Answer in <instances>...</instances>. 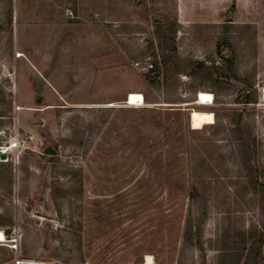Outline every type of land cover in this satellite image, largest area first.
Masks as SVG:
<instances>
[{
	"label": "rangeland",
	"instance_id": "374dc122",
	"mask_svg": "<svg viewBox=\"0 0 264 264\" xmlns=\"http://www.w3.org/2000/svg\"><path fill=\"white\" fill-rule=\"evenodd\" d=\"M263 90L264 0H0V264L246 256L264 231ZM193 110L215 124L193 130Z\"/></svg>",
	"mask_w": 264,
	"mask_h": 264
},
{
	"label": "trees",
	"instance_id": "16d2710c",
	"mask_svg": "<svg viewBox=\"0 0 264 264\" xmlns=\"http://www.w3.org/2000/svg\"><path fill=\"white\" fill-rule=\"evenodd\" d=\"M175 33H176L175 26L173 25L170 27V30H169L170 37L167 39H169L172 42L173 44L172 51L174 52H176L175 43H174ZM164 65L165 66L167 65L166 62ZM155 69L159 70V67L158 66H156V68L154 67L153 71H155ZM154 163H157V165L160 166L159 168H161V170L159 172L162 173L163 171L162 169H164L166 171V177L170 179V177L172 176L171 174L172 164L167 163L165 167H163L162 159H159L158 161H155ZM196 191H197L196 187H193V193ZM263 204H264V200H263ZM188 235H189V232L188 231L185 232V236H188ZM242 244H243V248H242L243 250L245 247L249 246V249H247L248 253L246 256L239 255L238 259L235 260V257L237 256L235 254V255L230 256L229 258L227 257L225 260L223 259L220 264H241L243 261H245L244 264H264V256H263L264 231L256 232L255 235L249 238L245 237L242 241Z\"/></svg>",
	"mask_w": 264,
	"mask_h": 264
},
{
	"label": "bare ground",
	"instance_id": "6f19581e",
	"mask_svg": "<svg viewBox=\"0 0 264 264\" xmlns=\"http://www.w3.org/2000/svg\"><path fill=\"white\" fill-rule=\"evenodd\" d=\"M262 99L264 100V90L262 91ZM197 105L201 107H211L214 104L213 94L200 92L197 96ZM127 105L131 107H142L145 105L144 96L138 93H131L127 98ZM190 124L193 130L199 131L204 127L215 124V115L210 111H199L193 110L190 114ZM13 147L5 148V150H0V155L2 153L7 154L11 151ZM6 242L4 233L0 232V244ZM145 264H154L152 256H147Z\"/></svg>",
	"mask_w": 264,
	"mask_h": 264
},
{
	"label": "built area",
	"instance_id": "2783aa9c",
	"mask_svg": "<svg viewBox=\"0 0 264 264\" xmlns=\"http://www.w3.org/2000/svg\"><path fill=\"white\" fill-rule=\"evenodd\" d=\"M135 67L141 71L147 72V73H153L154 71V64L150 62H146L145 64H142L141 62H137L135 64ZM6 132L0 131V137H5Z\"/></svg>",
	"mask_w": 264,
	"mask_h": 264
},
{
	"label": "water",
	"instance_id": "95a60500",
	"mask_svg": "<svg viewBox=\"0 0 264 264\" xmlns=\"http://www.w3.org/2000/svg\"><path fill=\"white\" fill-rule=\"evenodd\" d=\"M46 153L54 154V151L51 150V149H47V150H46ZM0 159H1V160H5V159H6V154H5V153H2V154L0 155Z\"/></svg>",
	"mask_w": 264,
	"mask_h": 264
},
{
	"label": "crops",
	"instance_id": "0c3cea01",
	"mask_svg": "<svg viewBox=\"0 0 264 264\" xmlns=\"http://www.w3.org/2000/svg\"><path fill=\"white\" fill-rule=\"evenodd\" d=\"M202 109H207L208 107L204 106V107H201Z\"/></svg>",
	"mask_w": 264,
	"mask_h": 264
}]
</instances>
